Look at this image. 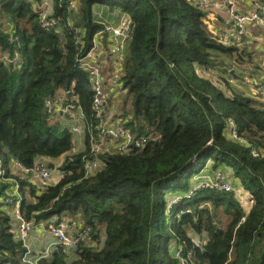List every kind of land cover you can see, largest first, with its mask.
<instances>
[{"label": "trees", "instance_id": "obj_1", "mask_svg": "<svg viewBox=\"0 0 264 264\" xmlns=\"http://www.w3.org/2000/svg\"><path fill=\"white\" fill-rule=\"evenodd\" d=\"M51 4L60 25L47 29L32 0H0V49L18 56L0 61V264H31L15 232L16 201L35 226L69 216L90 229L94 244H78L75 258L55 245L42 264H264V109L199 74L215 53L238 51L210 30L207 10L195 0H80L73 12L64 0ZM98 7L130 24L120 82L132 109L122 115L147 140L128 153L106 149L87 174L89 132L75 152L71 124L51 119L45 100L70 92L94 122L92 74L78 58L111 24ZM61 157L56 183L32 182L20 167ZM205 168L231 171L250 192V208L233 190L191 188L190 176L200 181Z\"/></svg>", "mask_w": 264, "mask_h": 264}, {"label": "built area", "instance_id": "obj_2", "mask_svg": "<svg viewBox=\"0 0 264 264\" xmlns=\"http://www.w3.org/2000/svg\"><path fill=\"white\" fill-rule=\"evenodd\" d=\"M34 2V8L39 13L41 25L44 28L51 29L59 27L60 19L52 15V4L51 0H42L38 2L37 0H32ZM70 5L68 6L69 11H77L79 8L80 0H64ZM228 2L230 14L234 20L236 27L232 34L225 32L218 33L219 39L224 44H239L241 43L243 36L245 34V25L247 21L260 22L264 25V12L262 7L249 14H241L236 11L231 0H226ZM199 6L203 9L207 7L204 2H199ZM67 23L74 29L75 41L79 46H82L81 39L83 35L80 28L74 27V19L72 15L67 17ZM130 24L125 22L121 26H113L112 24L107 25L104 30L97 32L94 37L93 46L87 51L85 55L78 58L79 66L89 71L92 74V90H93V115L94 122L88 123L86 115L82 111L80 105H78L77 97H72L68 99L67 93H57L53 97H49L45 100V106L47 112L51 119L55 117H67L73 121L71 126V131L74 134H82L87 130L90 134L91 139V157L85 161L84 167L87 174L92 173L99 165L98 155L102 152L109 151H119V152H131L136 148H141L145 142L146 137L136 136L132 131L130 126L126 125L125 117L122 114H111L108 110V94L105 91V76L103 72V67L98 63V49L100 48L104 52L102 39L105 35H108V40H114L112 52L117 53L116 64L117 68L115 71V80L119 82L121 78V72L118 70L122 66L121 55L122 49L129 40ZM114 39H111V38ZM0 61L17 62L18 56L11 58L7 52L0 49ZM123 61V60H122ZM86 129V130H85ZM234 136V134H233ZM234 137H237L234 136ZM75 150L76 147L74 148ZM108 151V152H109ZM77 152V151H75ZM73 152V153H75ZM254 155H259L257 150H253ZM23 173L30 177L32 182H38L41 184L47 183L52 172L55 170L57 165L51 169L49 167L48 160L44 158H39L32 168H24L20 166ZM3 169L0 168V173ZM199 188H214L220 191H232V183L225 175L224 172H218L215 170L209 173V169H204L203 174L198 183ZM199 188H195L199 189ZM251 196V195H250ZM176 200V198L174 199ZM16 215V228L15 232L19 238H21L28 249V254L31 253L30 247V231L42 227L48 229L51 233L55 242L50 245V248L46 249L44 253L38 256L35 260L27 259L31 264H42L39 263L40 259H49L51 257L52 251L51 247L53 245H58L64 253L69 254L74 248L76 249L78 244H86L90 229H80L74 220H69L63 218L59 223H51L48 227H45L44 223L35 226L32 221L25 219L20 211V204L16 201L15 209ZM196 242V241H195ZM201 243V242H196ZM73 248L72 250H70ZM76 252V251H75ZM179 264H191L188 259L181 258Z\"/></svg>", "mask_w": 264, "mask_h": 264}, {"label": "crops", "instance_id": "obj_3", "mask_svg": "<svg viewBox=\"0 0 264 264\" xmlns=\"http://www.w3.org/2000/svg\"><path fill=\"white\" fill-rule=\"evenodd\" d=\"M195 1L207 4L205 8L207 10V22L212 32L215 34L221 32L232 34L234 32L236 25L230 14L228 2L226 0ZM231 2L236 11L241 14H249L261 7L264 12V0H231ZM102 10L108 11L103 7H98L96 11H99L98 16H102L107 22L115 26H121L128 21L119 11H117L116 15H111L109 11L103 14L101 12ZM114 40L107 39V41L103 43L104 52L99 48L97 54L98 63L103 67L105 91L109 99L108 103L112 107L116 106L114 98L117 97L116 93L120 89L118 83L114 80L117 83V85H115V82L112 80L117 68V53L112 52V41ZM231 46L236 47L238 51L234 52L232 55L215 53L214 57L216 58V63L213 66L198 67L199 69L197 68V70L199 74L211 79L227 94H230L231 91H238L254 97L257 100L258 106L264 109V25L260 22L247 21L245 25V34L241 43H234ZM65 121L69 123L67 120ZM83 139L84 135H80L76 140L80 144ZM81 148L83 149V147ZM49 234L48 229L42 227H37L30 231L29 240H33L34 237V241L31 242L36 246V248L34 247V249L31 250V260H35L44 253L46 249L50 248L54 238L51 236L48 237ZM47 241H49V243H47ZM54 246L55 245L51 247V251H53ZM38 247L39 249L37 250ZM72 253L75 257L77 256V253Z\"/></svg>", "mask_w": 264, "mask_h": 264}, {"label": "rangeland", "instance_id": "obj_4", "mask_svg": "<svg viewBox=\"0 0 264 264\" xmlns=\"http://www.w3.org/2000/svg\"><path fill=\"white\" fill-rule=\"evenodd\" d=\"M99 12V11H98ZM97 12V13H98ZM103 14H106V11L105 10H102L101 11ZM98 15H99V13H98ZM3 21H5V19H3ZM124 49H125V47L122 49V55H121V62H122V60H123V57H124V55H123V51H124ZM199 69V68H198ZM120 72H121V76H122V72H123V66H121V68H119L118 69ZM112 80L114 81L115 80V73H114V77L112 78ZM215 80V79H214ZM116 81V80H115ZM114 81V82H115ZM117 83H118V86H119V90L117 91V99L116 98H114V101L116 102V106L115 107H112L111 105H109L108 104V108H109V112L111 113V114H123V112L124 111H126V113H130L131 112V109H132V105H131V102L130 101H128L127 100V96H128V93H127V91L126 90H124V89H122V84H121V82H120V80H119V82L118 81H116ZM115 82V85H117V83ZM122 105H124L125 106V109L124 108H122L121 106ZM120 107H121V109H120ZM62 119H65V120H67L68 122H69V124H71L70 125V127L72 126V124H73V121L72 120H70V119H68L67 117H62ZM233 134H234V136H236L238 133H237V131H234L233 132ZM73 135H74V139H75V145H74V148L76 147V149L77 150H75V151H78L81 147H83V140H81V143L79 144L78 143V141L76 140L77 139V137L78 136H83L84 135V133H82V134H74L73 133ZM233 136V137H234ZM63 159H64V157H61V158H59V159H54V160H48V162H53V163H55L56 165H57V167H55V170L52 172V174H51V176H50V178L48 179V181H47V183H56L57 182V180L61 177V172H60V170H59V165L63 162ZM207 166L209 167V169L211 168V164H210V162L208 161L207 162ZM215 170H217L218 172H220L221 173V171L222 172H224L225 173V175L228 177V179L231 181V183H232V190L234 191V193H236V195H237V197L242 201V203L244 204V206L248 209V208H250V206L252 205V201H251V199H250V192L249 191H247L246 189H244V187H242L241 185H239V183H240V181L238 180H236L235 179V177H234V175H233V173L231 172V171H229V170H225V169H222V168H218V169H215ZM215 170H209V173H212V172H214ZM200 179V178H199ZM198 182H199V180H198V175H197V172L195 171L191 176H190V186H191V188L195 185V184H198ZM66 219H69V220H74V218H72V217H66ZM224 221H226V217H224ZM52 237V238H54V236L50 233L49 234V236L48 237ZM191 236L193 237V239H194V241H196V242H202V238L201 237H199V235H197V234H195V232L193 231V232H191ZM91 240H93V239H91ZM90 239H89V235H88V239H87V242H86V244L87 245H92V244H94V242H92ZM30 241V245H31V249L30 250H32V249H34V247L36 248V246H34V243L32 244V242L31 241H34V237H33V240L31 239V240H29ZM55 242V238H54V241H52L51 243H54ZM47 243H49V241H47ZM96 244H98L99 246H100V244H101V240L98 242V243H96ZM39 249V247L37 248V250ZM73 248H71L70 250H72ZM72 252H75V248L68 254L69 255V257H71V258H75V256H74V254L72 253ZM76 253V252H75ZM30 256H31V253L29 254V255H27V259H30Z\"/></svg>", "mask_w": 264, "mask_h": 264}, {"label": "water", "instance_id": "obj_5", "mask_svg": "<svg viewBox=\"0 0 264 264\" xmlns=\"http://www.w3.org/2000/svg\"><path fill=\"white\" fill-rule=\"evenodd\" d=\"M131 25H132V24H131ZM70 95H71V93L68 92V93H67L68 99L70 98ZM49 167H50L51 169H53V168L55 167V164H54L53 162H49Z\"/></svg>", "mask_w": 264, "mask_h": 264}]
</instances>
